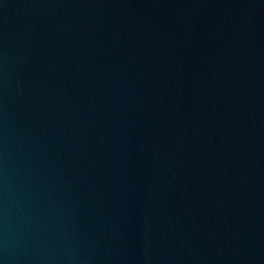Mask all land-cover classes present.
<instances>
[{"label":"water","instance_id":"water-1","mask_svg":"<svg viewBox=\"0 0 264 264\" xmlns=\"http://www.w3.org/2000/svg\"><path fill=\"white\" fill-rule=\"evenodd\" d=\"M0 264H264V0H0Z\"/></svg>","mask_w":264,"mask_h":264}]
</instances>
